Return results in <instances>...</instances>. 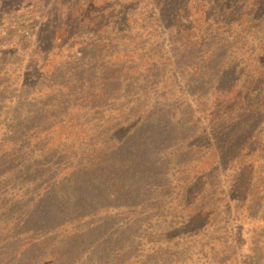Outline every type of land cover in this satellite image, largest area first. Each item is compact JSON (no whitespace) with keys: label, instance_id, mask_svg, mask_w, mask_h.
Instances as JSON below:
<instances>
[{"label":"rangeland","instance_id":"obj_1","mask_svg":"<svg viewBox=\"0 0 264 264\" xmlns=\"http://www.w3.org/2000/svg\"><path fill=\"white\" fill-rule=\"evenodd\" d=\"M70 1L26 0L23 11L16 13L17 8L11 6L12 2L18 4L21 0H0V3L10 5L8 9L0 6V14L17 16V20L0 17V139L11 136L13 130H17L15 135L19 138L33 127L43 137L55 139L51 142L54 150L58 136H62V142L65 136L71 135L67 144L78 137L73 154L61 155L57 151L55 159L45 161L42 173L36 177L21 173L25 166L35 164L37 158L28 160L20 153V158L15 154L18 161L5 162L7 151L0 153V234L3 238H11L3 249L5 257L26 237L25 229L32 233L30 238H35V229L43 231L42 219H61L63 222L84 219L80 229L86 226V219H117L118 227L121 223L124 228L132 227L125 238L126 243L132 238L135 243L130 246L129 264H264V160H261L264 154H258L255 161L248 163L254 164L256 170L249 176L251 169L246 168L247 164L240 165L245 159L239 157L237 140L230 136H236L234 116L221 115L224 119L215 124L218 128L214 130L223 132L216 137L214 130L207 126L212 122L208 121L210 116L215 117L218 112L229 109L223 105L214 107L218 104L215 82L205 88L201 84L198 87L196 77L190 76L191 71L176 70L177 58L174 56L177 49L170 47L163 29L152 34L154 39H147L148 31L140 38V22L132 18V27L121 30L117 4L127 0H99L113 5L109 18L111 28L105 33V40H111L112 50L121 52L123 65H120L132 71L125 77L124 70L122 76H116L120 81L106 86L114 78L106 79L102 73L118 70L110 67L116 61L109 57L105 62L99 60L102 57L91 60L96 50L93 39L78 40L79 36H73L65 42L55 40L52 43L57 24L62 22L59 21L61 5ZM255 25L252 46L242 39L240 45L230 48L224 56L227 64L223 68L240 73L242 81L255 79L260 84L264 82V56L261 61L255 58L264 53L259 42L264 39V21ZM240 46L244 47L240 49ZM137 47L154 50V56L165 59V69L145 73L143 64L148 59L137 56L145 51ZM59 63L61 65L57 66ZM236 78L230 77L229 81ZM120 84L123 88L118 86L112 91ZM197 88L200 90L195 94ZM262 89L264 84L256 87L255 93L264 92ZM60 94L68 103L56 114L46 105L52 104ZM250 105L252 103L248 105L249 113L254 110ZM150 106L160 112L158 121L137 135L139 125L132 127L139 121L135 113ZM259 108L264 112V105L260 103ZM119 113L130 125L129 136L124 142L131 141L130 144L136 146L135 153L126 149L118 151L119 148L113 152L107 146L106 140H114L108 132L112 125L110 121L119 118ZM254 123L245 131L258 135ZM69 126L72 131L68 130ZM257 128H261L264 138V116L258 121ZM173 131H182L183 141L178 137L180 143L167 146ZM147 137L152 139L143 142ZM256 138L246 141L248 149L254 148L250 144L255 143ZM209 144H213L215 153L206 150ZM98 147H101V157H109L106 165L124 160L130 161L129 165L123 166L124 171L115 168L111 174L107 167L101 168V172L107 171L100 177L93 175L94 171H78L71 165L75 162L70 160L71 156L86 157ZM181 151L187 155L183 164L176 158ZM165 152L170 155L167 161L163 157ZM15 173L18 177L13 179ZM138 173L145 175L139 183L135 178ZM194 176L196 178L191 179ZM112 177L116 178L113 183L109 180ZM149 177H163L165 182H154L157 186L148 191L152 184ZM41 178L43 181L35 184ZM186 178L191 179L195 187L185 188ZM118 183L124 188L120 189ZM136 183L137 186H133L136 190L128 193L126 198L132 197V202L125 204L126 191ZM110 185L113 188L104 196L97 193ZM87 189L96 193L90 195ZM118 189L123 190V199ZM95 195H101V198L92 199ZM31 221L34 223L30 228H24ZM150 231L157 235H150ZM102 234L103 238H99L94 247L84 244L80 252L79 248L69 251L68 257L77 254L94 259L95 253L104 256L111 235L108 230ZM137 246L140 248L136 249ZM35 253L40 255V252ZM35 253L33 259H36ZM102 255L94 261L102 263ZM107 260V264L112 262L110 257Z\"/></svg>","mask_w":264,"mask_h":264},{"label":"trees","instance_id":"obj_2","mask_svg":"<svg viewBox=\"0 0 264 264\" xmlns=\"http://www.w3.org/2000/svg\"><path fill=\"white\" fill-rule=\"evenodd\" d=\"M16 4V2H12L11 6H16L17 10L15 12L19 13L23 11L26 0H21L20 3ZM117 5L119 7L118 10H120L119 20L121 23L118 25L121 30L132 27L131 22L134 23L132 18H136L140 22V38L143 37L142 33L148 31L150 36L147 39H154L155 37H153L152 34L156 32L157 29H163L170 47L177 49L174 56L175 59L177 58L176 70L183 68L182 71H191L190 76L196 77V84L198 87L201 84L205 88L209 86L212 81L215 82L214 90L218 93V104H215L214 107L218 108L223 105L227 106L229 109L223 110L220 113L218 112L215 117L210 116L208 121L212 122L207 126L214 130L218 128L215 124L221 119H224L221 118V115L232 114L234 116L235 120H237L233 128L236 136L232 134H230V136H234V140H237L238 146L236 147V152L238 154L241 153L239 157L245 159L241 164L239 161L238 163L242 167L247 164L246 168L251 169L248 175H254L256 171L254 170V164L251 166L248 163L255 161L254 158H256L258 154H264V148H262L264 145V138L262 137L263 132L260 130L261 128H257L258 121L264 116V112L259 108L260 103L264 105V92L255 93V89L256 87L262 86L264 82L259 79L258 81H261L260 84H258L255 79L242 81L240 73H236L235 71L231 72L228 68L223 67L227 64V61L224 59L226 52L230 48L240 45L242 39L245 42H250L249 46H252L251 43L254 42L253 39L255 38L252 33V28L254 29L256 23L257 25H261L264 21V15H262L264 12V0H127L118 2ZM0 6L5 9L10 7L9 3L6 2H1ZM61 6L63 10L61 14H59L61 17L59 21L62 22L57 24L58 29L52 35V43L55 40L65 42L73 36H79L78 40L84 38L93 39L94 49L96 50H94L90 57L91 60L94 57H102V59L99 60L105 62L107 57H109L116 61L111 64L110 67L114 66L113 69L118 70H110L107 74L102 73L103 76L105 75L106 79L114 78L113 80H109V84L106 83V86H112L114 83L120 81V78L118 79L116 76H122L120 74H122L124 70H126L123 74L125 77L132 72L131 68L126 69L122 66L123 57L121 52L118 53L112 50L111 40H105L107 38L105 33L111 28L109 27V18L111 17L110 10L113 8V5H111L110 2H108L107 5L105 1L99 0H71L70 3H64ZM4 16H7L8 19L17 20L15 14H0V17L4 18ZM260 28L263 29L262 26H260ZM99 39L103 40L104 43ZM259 42L262 43L261 51H264V39L259 40ZM243 47L244 46H240V49ZM179 48H182V51H180ZM137 49L145 50L143 54H137V56H144L143 60L148 59L146 63L143 64L145 73H156L165 69V59L154 56V50L150 47L149 49H140L137 47ZM254 49L256 48L254 47L252 49L253 53L255 52ZM263 56L264 53L257 54L255 58L256 61H261ZM184 60L187 61L183 64ZM60 65L61 63L57 66ZM54 67L55 66H53V68ZM86 70L90 71L91 69L87 68ZM106 70H108V67ZM213 72L216 74L210 77ZM233 76H237V78L234 81H229V78ZM150 79H156V77H150ZM121 85L122 84L115 85L112 91L118 86L123 88ZM199 90L200 88H197L195 94H198ZM123 91L124 90H121L120 92ZM262 91H264V89H262ZM64 99L65 96L60 94L52 104H48L46 107L51 106V108L55 110V113L59 114L62 107L68 103L64 101ZM254 99L256 101H254ZM143 102L144 101H141L140 104H143ZM250 103H252V105H250L251 108L254 109L251 113L248 111V105ZM155 109H152L150 106L147 110L135 113L139 121L132 124V127L139 125L140 128H138L137 135L141 134L149 124H153L156 120L158 121L160 112H158L157 108ZM121 116L122 113H119V118L112 121H110L111 119L109 120L112 125H109L108 132L114 140H106L107 146L113 152L119 148L118 151L126 149L128 152L131 150L135 153L137 151L136 146L133 147V145L130 144L131 141L124 142L129 136L128 132L130 131V125L123 121ZM61 123L63 124V121H61ZM253 123L255 125V130L259 131L258 135H255L251 131H245L246 128L249 130V125L253 126ZM35 129L36 128L30 127L27 129V133L21 134L19 138L17 136L18 134L15 135L17 130H13L11 136L0 139V153L3 150L7 151L5 154V162H7V160L18 161L17 158H15V154L20 158V153H23L25 158L28 157V160L37 158L35 164L27 165L23 168V173H21V175L25 173L26 175L36 177L38 174L42 173L41 169L45 161L55 159L54 156L57 151H59L61 155L73 154L78 143L77 137L74 142L67 144L72 138L71 135L65 136L61 142L62 136L60 135L56 139L58 143L53 150V148H51V142L55 139L47 136L43 137V134ZM68 130L72 131V127L69 126ZM30 132L31 134L27 135ZM214 132L216 137V135H221L220 132L223 131L220 130L216 132L214 130ZM255 136H257L255 143L250 144V146L254 148L248 149L246 141L253 140ZM178 137L183 141L182 131H178V133L173 131L167 146L174 145L173 143H180ZM151 139L152 137H147L143 142H149ZM117 140L120 141L118 142ZM116 145H118L117 148ZM213 147V144H209L206 150H212L215 153L216 149ZM100 148L101 147H98L91 155L86 157L77 154L71 156L70 160L73 159L75 161L71 163V165H74L78 171H94L93 175L98 177L106 175L105 173L107 170H109V174L114 173L115 168L124 171L123 166L129 165L130 161L128 160L121 162L115 161V163L111 162V164L106 165L109 157H101L99 154ZM245 152L248 153L244 154ZM180 153L182 154H178L176 158L183 164L184 161L182 160L186 158L187 155H184L183 151ZM163 157L164 161H167L170 155L165 152ZM249 159H251V161H249ZM261 160H264V157ZM40 163L41 166H37ZM105 167H107V170L103 172L99 170L101 168L105 169ZM178 171L180 172L179 169ZM17 175L18 174L15 173L12 178L15 179V177H18ZM144 176L145 175L141 173L136 174L135 178L137 183H139ZM165 176L166 174L164 177ZM157 178L158 179H152V177L148 178V181L152 183L148 187V191L157 186L154 182H158L159 180L165 182L163 177L160 179L159 177ZM195 178L196 176L191 179ZM113 179L116 180L115 177H112L109 179L110 182H115ZM191 179L188 180L186 178L184 180V184H186L185 188L194 186ZM42 181L41 178L35 183L34 179L32 184H40ZM129 182L130 181L125 183L127 184L126 189H128ZM137 183L136 185H130V190L126 191L124 195V200H126L125 204L132 202V197L131 199L126 198L129 195L128 193H133L136 190V187L133 186H137ZM121 184L122 183H118L120 189L124 188ZM111 188L113 187L108 186L104 190H98L97 193L104 196ZM255 188L259 189L257 187H254V189ZM120 189H118V191L121 193V198L123 199L124 192ZM88 193L94 195L96 192H92V190L89 189ZM95 197L101 198V195H95L92 199H95ZM84 217H86V215ZM81 220L84 219H73L66 222H63L61 219H42L40 224L44 228H42L43 231H36L35 229V231H33V234L35 232V238H30V234L32 233L25 229L23 234L26 237L18 242L16 249L12 250L7 257H5L6 255L3 249L8 245V241H10L11 238H3V235L1 236L0 234V245H2V248L0 247V264H107V258L109 257L112 261L110 264H129V255L132 250L130 246L135 243L133 238L126 243L125 238L127 236V231L132 227L124 228L123 223L118 227L119 221H117V219H90L89 221L86 219V226L80 229V224H84ZM32 223L34 222L31 221L29 225H27V227L25 225L24 228H30V224ZM110 226L111 228L109 229ZM105 230L106 232L108 230L111 236L108 244H106L104 256L95 253L94 259L92 256L86 259L84 256L77 254L76 257H68L70 256L69 251L79 248L78 252H80L84 244L94 247L98 239L103 238L104 234H102V232ZM149 234L152 236L157 235L152 233V231H150ZM134 235H136V233ZM137 244H139V241ZM138 248H140V246H137L136 249ZM37 249L39 250L37 251ZM35 252H40V255ZM34 253L36 254V259H33L35 257L32 256ZM21 255L22 257H19ZM30 255L31 257H29ZM100 255L103 256L102 263L94 261L95 258H100ZM139 264L141 263L139 262Z\"/></svg>","mask_w":264,"mask_h":264}]
</instances>
